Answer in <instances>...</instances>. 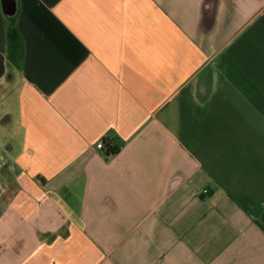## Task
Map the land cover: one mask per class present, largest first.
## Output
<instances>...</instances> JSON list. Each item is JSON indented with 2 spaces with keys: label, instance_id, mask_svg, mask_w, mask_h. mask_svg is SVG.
<instances>
[{
  "label": "crops",
  "instance_id": "crops-1",
  "mask_svg": "<svg viewBox=\"0 0 264 264\" xmlns=\"http://www.w3.org/2000/svg\"><path fill=\"white\" fill-rule=\"evenodd\" d=\"M0 264H264V0H0Z\"/></svg>",
  "mask_w": 264,
  "mask_h": 264
},
{
  "label": "trees",
  "instance_id": "trees-1",
  "mask_svg": "<svg viewBox=\"0 0 264 264\" xmlns=\"http://www.w3.org/2000/svg\"><path fill=\"white\" fill-rule=\"evenodd\" d=\"M108 147L110 148L111 153H114L116 151V148L113 147V145L110 142H107Z\"/></svg>",
  "mask_w": 264,
  "mask_h": 264
},
{
  "label": "built area",
  "instance_id": "built-area-1",
  "mask_svg": "<svg viewBox=\"0 0 264 264\" xmlns=\"http://www.w3.org/2000/svg\"><path fill=\"white\" fill-rule=\"evenodd\" d=\"M95 145H96V147H98V148L103 147V143H102L101 141H98ZM203 191L206 192L207 190L204 189Z\"/></svg>",
  "mask_w": 264,
  "mask_h": 264
},
{
  "label": "water",
  "instance_id": "water-1",
  "mask_svg": "<svg viewBox=\"0 0 264 264\" xmlns=\"http://www.w3.org/2000/svg\"><path fill=\"white\" fill-rule=\"evenodd\" d=\"M10 1H11V0H6V6L9 5Z\"/></svg>",
  "mask_w": 264,
  "mask_h": 264
}]
</instances>
